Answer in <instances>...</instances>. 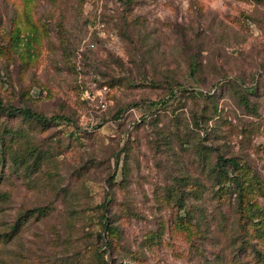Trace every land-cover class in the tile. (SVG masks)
Returning a JSON list of instances; mask_svg holds the SVG:
<instances>
[{"label": "rangeland", "instance_id": "1", "mask_svg": "<svg viewBox=\"0 0 264 264\" xmlns=\"http://www.w3.org/2000/svg\"><path fill=\"white\" fill-rule=\"evenodd\" d=\"M0 99L71 121L0 116V264H259L202 159L264 185V0H0Z\"/></svg>", "mask_w": 264, "mask_h": 264}, {"label": "trees", "instance_id": "2", "mask_svg": "<svg viewBox=\"0 0 264 264\" xmlns=\"http://www.w3.org/2000/svg\"><path fill=\"white\" fill-rule=\"evenodd\" d=\"M130 1V0H129ZM196 67H193L195 70ZM19 117L25 120L30 126L39 128L40 130L48 129L52 123H70L69 118L63 116L46 117L38 112L33 111L28 106L15 107L10 104H4L0 99V116ZM56 120H58L56 122ZM54 121V122H51ZM9 132L5 125L0 126V162L5 161L7 144L4 140V134ZM27 153L13 155V159L17 165L29 168L30 164L36 165L45 157L42 152L35 148H27ZM30 159H33L31 161ZM204 167L208 165L207 177L211 182L213 193L219 198L223 195L226 198L227 204L232 206L237 217V229L240 235L246 236L250 240V250L257 263L264 264V206L257 203V199H253L251 194L264 190V185L261 183L257 175L252 172L248 173L243 164L239 163L235 157L217 156L216 162L211 164L208 159H202ZM206 163V164H205ZM182 184L179 187L170 190V195L177 202L179 209L182 212L178 215L177 221L183 229L190 232L191 226L197 221H201V216L195 215V210L188 208L185 204L190 196L197 197L198 187L196 183L190 182L189 178L181 177ZM184 187H187L185 189ZM102 230L112 233L113 230L118 232L116 226H107L103 224ZM244 241V240H243ZM241 241V242H243Z\"/></svg>", "mask_w": 264, "mask_h": 264}, {"label": "built area", "instance_id": "3", "mask_svg": "<svg viewBox=\"0 0 264 264\" xmlns=\"http://www.w3.org/2000/svg\"><path fill=\"white\" fill-rule=\"evenodd\" d=\"M104 89H106L105 86H104ZM99 104L101 108H104L106 106V102L104 100H100Z\"/></svg>", "mask_w": 264, "mask_h": 264}]
</instances>
